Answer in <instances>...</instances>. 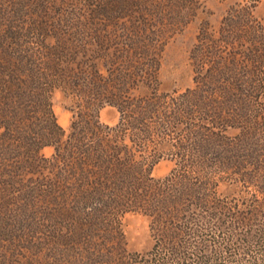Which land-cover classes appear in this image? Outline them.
Returning a JSON list of instances; mask_svg holds the SVG:
<instances>
[{"label":"trees","instance_id":"1","mask_svg":"<svg viewBox=\"0 0 264 264\" xmlns=\"http://www.w3.org/2000/svg\"><path fill=\"white\" fill-rule=\"evenodd\" d=\"M87 11L22 34L12 27L0 41V219L23 212L31 232L16 245L61 242L63 259L49 264H69L73 252L78 264H264V25L198 36L195 86L169 94L158 88L156 32L138 19L119 42L113 15L96 21L109 10ZM139 77L149 90L132 94ZM55 90L78 103L68 134ZM105 104L119 111L113 126L98 119ZM163 158L174 167L152 177ZM223 182L240 186L241 208L218 191ZM127 212L149 217V250L126 249Z\"/></svg>","mask_w":264,"mask_h":264},{"label":"rangeland","instance_id":"2","mask_svg":"<svg viewBox=\"0 0 264 264\" xmlns=\"http://www.w3.org/2000/svg\"><path fill=\"white\" fill-rule=\"evenodd\" d=\"M103 7L109 11L96 21L108 23V16L113 15L114 18L109 23L117 24L119 27L114 35L116 41H125L129 36V28L126 30L125 27H129L130 24L139 25L138 19L142 22L140 24H143L144 20L149 26L147 34L153 36L152 31L156 32V39L158 43H161V51H158V88L159 92L169 94L179 93L195 86L191 54L195 44L198 43V36L204 37L212 34L217 39L223 36L225 28L229 29L230 24L234 26L238 24L237 22L248 25L260 22L264 25V0H0V41L2 38L6 39L11 36L12 27H14L13 31L20 30L22 34L32 26H36L41 20L46 21L47 25L58 22L63 24L65 20L62 17V20L59 19L58 13L60 12L70 14V12H83ZM130 11H132V16L128 18L129 20L126 19L127 17L120 19L115 17ZM234 28L236 30V27ZM236 36L231 33L230 40L235 43L238 52L244 50L245 47L236 44L237 41L234 38ZM218 44L223 45V42ZM138 79H140L138 83L142 85L132 90V94H140L149 90L146 87L148 83H142L145 80L144 77ZM50 100L57 123L68 134L78 103L60 90H55ZM98 119L104 124L113 126L118 122L119 111L115 106L105 104L98 110ZM236 132L238 131L229 130L227 133L236 134ZM53 151L52 146H45L42 149V153L48 157ZM173 167L172 160L163 158L153 165L151 176L164 177ZM239 187L223 182L218 185V191L235 196L241 208L243 204L240 199L243 198L244 193L239 190ZM20 214L23 216V212ZM22 216L15 221L0 219V264H49L59 262V259L62 260L61 252L64 245L61 242L54 248L53 245L48 248L46 245L42 249L38 248L41 252L34 250L35 246H40L38 242L18 240V245H16L14 237L17 239L16 236H21L22 239H29V234H31L28 219L23 218L22 220ZM121 230L128 251L144 252L152 247L153 238L150 231V219L147 215L139 212L125 213L121 218ZM61 233L64 232L59 234ZM58 252H60L59 255ZM75 257L76 254L73 252L67 262L78 264L77 260L74 261Z\"/></svg>","mask_w":264,"mask_h":264}]
</instances>
